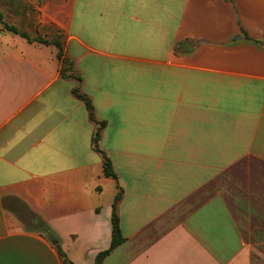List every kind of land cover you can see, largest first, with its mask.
<instances>
[{"label": "crops", "instance_id": "0c3cea01", "mask_svg": "<svg viewBox=\"0 0 264 264\" xmlns=\"http://www.w3.org/2000/svg\"><path fill=\"white\" fill-rule=\"evenodd\" d=\"M0 264H258L264 0H0ZM70 61L68 77L54 45ZM247 35V36H246ZM95 108L96 122L84 101ZM117 179L107 178L103 157Z\"/></svg>", "mask_w": 264, "mask_h": 264}, {"label": "trees", "instance_id": "16d2710c", "mask_svg": "<svg viewBox=\"0 0 264 264\" xmlns=\"http://www.w3.org/2000/svg\"><path fill=\"white\" fill-rule=\"evenodd\" d=\"M0 22L3 23V15L0 12ZM4 27L6 29H9L11 32L15 34H20L23 38L27 39L30 42H38L42 43L45 45H54L58 49L57 53V58L59 62L62 64V69L61 73L63 77H68L67 76V71L71 69V63L70 61L64 56L63 52V46L59 40H53V41H48L43 38H36V39H31L27 33H20L16 28L9 26L4 23ZM247 36V35H246ZM74 94L84 101L86 108L88 109L90 113V118L92 121L96 122V115H95V108L92 104V101L85 95L80 93V89L76 88L74 89ZM100 123V128L98 132L95 134V137L93 139V146L96 151H98L100 154H102L103 157V170H104V175L107 178H112V179H117V175L115 173L112 161L106 156V154L100 149L99 147V141H100V132L101 128L105 126V122H99ZM122 198V193L119 192L114 201L113 205V215H112V243L111 246L108 250L101 252L98 254L95 260V264H103L104 260L106 257H108L115 249H117L119 246L123 245L126 242V238L122 233L121 225H120V217L118 215V203ZM56 248L58 250V253L64 262V264H73L66 256L65 252L62 250L61 246L58 244L56 245Z\"/></svg>", "mask_w": 264, "mask_h": 264}, {"label": "rangeland", "instance_id": "374dc122", "mask_svg": "<svg viewBox=\"0 0 264 264\" xmlns=\"http://www.w3.org/2000/svg\"><path fill=\"white\" fill-rule=\"evenodd\" d=\"M258 248L260 250V254L257 257L258 264H264V243L258 242Z\"/></svg>", "mask_w": 264, "mask_h": 264}, {"label": "water", "instance_id": "95a60500", "mask_svg": "<svg viewBox=\"0 0 264 264\" xmlns=\"http://www.w3.org/2000/svg\"><path fill=\"white\" fill-rule=\"evenodd\" d=\"M7 32H8L9 34H12V35H13V33H12L10 30H7Z\"/></svg>", "mask_w": 264, "mask_h": 264}]
</instances>
